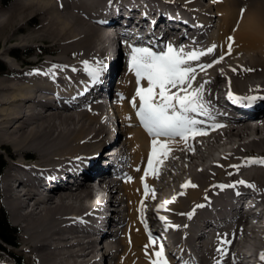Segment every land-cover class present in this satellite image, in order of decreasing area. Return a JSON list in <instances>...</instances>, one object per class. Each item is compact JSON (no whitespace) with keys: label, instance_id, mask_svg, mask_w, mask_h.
<instances>
[{"label":"bare ground","instance_id":"6f19581e","mask_svg":"<svg viewBox=\"0 0 264 264\" xmlns=\"http://www.w3.org/2000/svg\"><path fill=\"white\" fill-rule=\"evenodd\" d=\"M113 1L119 0H7L0 13L4 42L22 33L17 38L20 45L51 55L39 66L7 59L9 71L0 77V151L4 149L10 158L1 181L3 205L11 224L22 234L19 251L33 264H92L97 260L93 243L82 241L94 221L78 208V194L69 188L70 181L60 183L66 171L99 157L108 131L100 129L104 116L93 114L100 103L77 105L65 100L71 95L83 97L78 91L94 80L87 69L103 61L99 45L104 38L96 18ZM130 1L142 9L153 4L149 7L156 12L172 6L197 25L192 34L167 33L157 48L147 47L152 51L166 52L170 45L178 52H206L215 46L211 54L191 62L197 73L189 90L203 85L211 118L197 117L206 121L199 126L206 134L187 142L179 138L168 141L167 156L158 151L149 168L152 137L136 115L139 98L135 96L137 88H147L148 83L138 80L131 70V50L126 51L116 85L119 134L110 143L119 146L127 166L105 186L114 211L113 228L102 237L104 262L153 264L161 259L155 255L161 245L154 236L165 231L186 250L182 260L163 251L167 264H264L260 259L264 230L254 237L255 226L247 225L246 216L233 218L232 214L235 193L251 195L255 204L264 207V163L251 160L253 156L264 161V116L259 117L264 115V99L241 102L232 112L217 94L229 91L236 98L264 96V0H208L207 5L200 0ZM29 24L35 27L29 29ZM44 43H49L48 48ZM10 53V47L0 49L1 56ZM220 56L222 62L200 71L198 65L211 64ZM103 64V83L109 89L120 65L114 58ZM22 171L27 172V186L18 193L14 185ZM40 179L46 181L44 185L38 184ZM185 184L188 186L182 187ZM165 200L172 202L158 211L157 206ZM259 217L264 222L261 210ZM211 219L226 223V227L196 246L197 226L206 228ZM198 232L204 235L207 231ZM150 236L155 243L150 242ZM225 238L232 242L223 244ZM0 249V260H4L2 254L9 251ZM189 250L199 256L198 262L187 255Z\"/></svg>","mask_w":264,"mask_h":264},{"label":"snow or ice","instance_id":"6c2138e0","mask_svg":"<svg viewBox=\"0 0 264 264\" xmlns=\"http://www.w3.org/2000/svg\"><path fill=\"white\" fill-rule=\"evenodd\" d=\"M229 41L232 37L228 38ZM214 47L204 51L184 52L183 49L175 50L172 46H168L166 52L156 53L149 48L133 47L131 49L130 68L135 72L138 80H146L148 87H138L135 96L139 98V109L136 115L139 117L141 124L152 137V154L149 157L148 166L152 168L153 158L157 156L159 151L161 155L167 156L168 141L179 138L187 142V140L195 136L206 134V130H202L199 126L205 125L206 121L198 119L203 116L211 118L209 103L203 98V85L201 84L196 89H192V83L196 79L197 67L191 62L198 61L201 56L211 54ZM228 54H231V43L228 46ZM223 56L214 60L211 64L198 65L200 71H206L207 68L213 67L214 64L222 62ZM87 65V62H85ZM106 65L103 61L98 62L95 68H88V72L95 80L103 73ZM175 89V91H173ZM229 97L232 98V93L229 92ZM262 97H237L238 103L247 101L254 103ZM132 106L136 107L135 101ZM222 125H214L221 127ZM166 138L161 140V138ZM264 163V161H261ZM148 173H145L147 176ZM142 177V181H143ZM244 183V181H239ZM188 184L182 185L187 187ZM196 187V185H191ZM148 186L145 184V195L148 194ZM153 199L155 196L153 194ZM172 201L165 200L157 206V210L165 208ZM143 210V204H142ZM164 220V217H160ZM150 242L155 243L151 240ZM230 239H223V244H230ZM161 259L154 261L153 264H167L163 259V247L155 253ZM261 261H264V253L260 256Z\"/></svg>","mask_w":264,"mask_h":264},{"label":"rangeland","instance_id":"374dc122","mask_svg":"<svg viewBox=\"0 0 264 264\" xmlns=\"http://www.w3.org/2000/svg\"><path fill=\"white\" fill-rule=\"evenodd\" d=\"M7 0H0V13H2V11H5V7H6V5H7ZM34 25V26H33ZM35 27V24H29L28 25V28L29 29H32V28H34ZM20 36L22 35V33H18ZM18 34H16V37H15V39H13V41H10V42H4L3 41V38L2 37H0V49H2L3 48V46L4 47H10V49H11V53L15 50V49H17L18 50V55H19V57H17L16 59H22L20 62H26L25 60H28L27 61V63L31 66L32 64H35L36 63V61L38 60L39 61V65L42 63V60H45V55H43L42 57H40L39 56V53L37 52V51H39V52H41L39 49H35V47L34 46H22V45H20L19 43H18V39L17 38H19V35ZM49 43H44V45H42V46H44L45 48H48V45ZM11 45V46H10ZM43 47V48H44ZM25 53H28L29 54V56H25L24 54ZM44 53H46V52H44ZM8 59V58H7ZM5 56H1L0 55V61L3 63V66L5 67V70L3 71V72H0V77H2V76H4V75H6L5 73L7 72V71H9V67H8V65L6 64V62H5ZM9 60H13V59H11V58H9ZM17 62H18V60H17ZM118 62V61H117ZM38 64L36 65V66H39ZM117 144H118V141L116 142ZM2 153V151H0V154ZM3 154V153H2ZM5 159H6V164H8V159H7V157L5 156ZM0 185H1V182H0ZM0 197H1V199L3 200V198H2V189H1V187H0ZM0 205L3 207V204H2V201L0 200ZM3 209H4V207H3ZM5 210V209H4ZM6 211V210H5ZM6 213H7V211H6ZM7 215L9 216V214L7 213ZM8 220H9V222H10V218H8ZM10 224H11V222H10ZM11 226L12 227H14L16 230H17V243H18V245L20 246V248H21V243H22V234H21V232H20V230L17 228V227H15L14 225H12L11 224ZM22 240V241H21ZM5 249L6 250H8L9 252L11 251H13V252H15L16 254H18V255H22L23 257H24V259H25V264H33V262H32V260H30V258H28L27 256L28 255H26L25 253H23V252H21V251H19V249H18V247L17 248H15L14 250L13 249H10V248H7V247H5ZM253 249V248H252ZM2 256H3V259H5L6 260V262L7 263H11V259L6 255V254H2ZM0 258H1V254H0ZM105 264H108V262L106 263L105 262Z\"/></svg>","mask_w":264,"mask_h":264},{"label":"trees","instance_id":"16d2710c","mask_svg":"<svg viewBox=\"0 0 264 264\" xmlns=\"http://www.w3.org/2000/svg\"><path fill=\"white\" fill-rule=\"evenodd\" d=\"M3 69L2 64L0 63V70ZM4 161L2 159V156L0 155V172L3 168ZM16 230L11 227V225L8 223L6 214L3 211V209L0 207V247L3 245L7 246H16ZM15 263L16 264H23L22 258L16 257L14 255Z\"/></svg>","mask_w":264,"mask_h":264}]
</instances>
